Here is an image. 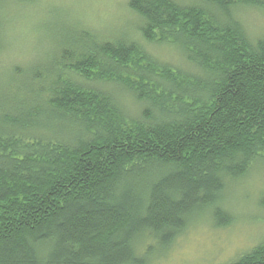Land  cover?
Returning <instances> with one entry per match:
<instances>
[{"label": "trees", "instance_id": "1", "mask_svg": "<svg viewBox=\"0 0 264 264\" xmlns=\"http://www.w3.org/2000/svg\"><path fill=\"white\" fill-rule=\"evenodd\" d=\"M205 1L129 0L193 69L82 26L52 64L0 72V264H150L144 235L166 246L199 208L231 223L225 181L264 160V37L232 8L264 0ZM227 264H264V239Z\"/></svg>", "mask_w": 264, "mask_h": 264}, {"label": "rangeland", "instance_id": "2", "mask_svg": "<svg viewBox=\"0 0 264 264\" xmlns=\"http://www.w3.org/2000/svg\"><path fill=\"white\" fill-rule=\"evenodd\" d=\"M175 1L209 8L205 0ZM14 2L0 0V11ZM11 8L2 17L6 48L0 56V72L13 62H20L26 70L52 64L60 44L82 26L92 28L102 39L133 36L159 59L193 69L176 45L141 37L137 31L141 20L129 0H25ZM232 11L252 38L264 37V8L239 4ZM217 204L230 214L228 225L218 227L213 209L199 208L188 216L186 227L170 244L163 246L144 235V241L137 244L139 253L145 252L150 264H227L257 245L264 239V160L254 161L241 176L228 178Z\"/></svg>", "mask_w": 264, "mask_h": 264}]
</instances>
